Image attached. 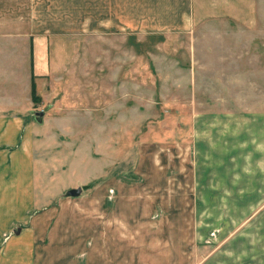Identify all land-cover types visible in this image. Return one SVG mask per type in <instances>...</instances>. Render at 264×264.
Instances as JSON below:
<instances>
[{
	"label": "rangeland",
	"instance_id": "rangeland-1",
	"mask_svg": "<svg viewBox=\"0 0 264 264\" xmlns=\"http://www.w3.org/2000/svg\"><path fill=\"white\" fill-rule=\"evenodd\" d=\"M128 6L54 46L31 106L0 115V264L113 260L133 219L162 264H200L221 242L201 227L264 233V0ZM237 150L250 162L222 165Z\"/></svg>",
	"mask_w": 264,
	"mask_h": 264
},
{
	"label": "crops",
	"instance_id": "crops-1",
	"mask_svg": "<svg viewBox=\"0 0 264 264\" xmlns=\"http://www.w3.org/2000/svg\"><path fill=\"white\" fill-rule=\"evenodd\" d=\"M125 2L129 4L127 8L131 14L137 17L138 0H0V115H3V119L9 121L18 117L31 106L28 96L33 82L37 89L45 88L50 68L54 65L55 56L51 53L54 46L56 51L58 43L90 32V27H96L100 32L104 30L102 27H113L117 23V13L112 12L121 10ZM237 153L239 157L243 154L242 163L231 162L228 154L227 162L222 165H247L245 159L250 162V154L246 156L238 150ZM232 157H235V151ZM254 160L264 165L263 149L259 150ZM260 179L258 201L264 202V179ZM7 191L17 194L20 191L22 195L28 193L27 187L23 190L20 186ZM138 224L133 219L129 223L130 236L114 242L117 244L113 260L107 250V254L99 255V264H162L156 263L154 253L150 255V239L141 240L143 233ZM197 232L204 236L215 233L220 235L216 239L221 241L203 247L211 252L200 264H264V233L257 238L253 247L248 235L250 229L245 225L237 228L232 225L201 227ZM209 241V237L203 238L202 244ZM223 245L226 248L229 246L228 254L220 260L217 256ZM252 248L254 253L251 252ZM127 250H131L130 253H126ZM90 254H93L92 251Z\"/></svg>",
	"mask_w": 264,
	"mask_h": 264
},
{
	"label": "water",
	"instance_id": "water-1",
	"mask_svg": "<svg viewBox=\"0 0 264 264\" xmlns=\"http://www.w3.org/2000/svg\"><path fill=\"white\" fill-rule=\"evenodd\" d=\"M82 192V188L72 189L70 190L71 195H79Z\"/></svg>",
	"mask_w": 264,
	"mask_h": 264
},
{
	"label": "trees",
	"instance_id": "trees-1",
	"mask_svg": "<svg viewBox=\"0 0 264 264\" xmlns=\"http://www.w3.org/2000/svg\"><path fill=\"white\" fill-rule=\"evenodd\" d=\"M34 83V82H33Z\"/></svg>",
	"mask_w": 264,
	"mask_h": 264
}]
</instances>
